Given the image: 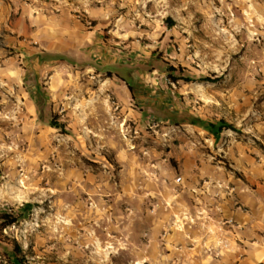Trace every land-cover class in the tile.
<instances>
[{"label": "rangeland", "instance_id": "374dc122", "mask_svg": "<svg viewBox=\"0 0 264 264\" xmlns=\"http://www.w3.org/2000/svg\"><path fill=\"white\" fill-rule=\"evenodd\" d=\"M169 67L210 81L174 83ZM256 115L264 0H0V216L18 217L0 230V264L14 242L26 264H144L133 215L159 209L166 166L172 193L202 165L230 171L224 149L252 143L242 122ZM53 116L76 135L41 128ZM194 119L235 130L215 142ZM137 170L145 182L125 191Z\"/></svg>", "mask_w": 264, "mask_h": 264}, {"label": "crops", "instance_id": "0c3cea01", "mask_svg": "<svg viewBox=\"0 0 264 264\" xmlns=\"http://www.w3.org/2000/svg\"><path fill=\"white\" fill-rule=\"evenodd\" d=\"M33 120L36 123L39 118L35 116ZM242 124L248 129L242 132L251 135L253 141H228L223 158L229 163L230 171L217 165H202L201 172L191 180L184 179L176 193H172L171 180L176 172L170 165L166 166L168 180L159 209L136 211L133 215L139 230L132 225L131 232L138 233L144 250L141 263L264 264V151L256 145L257 142L264 148V119L256 115L254 120ZM73 127L66 128L70 131L69 136L76 135ZM41 128L58 131L49 126L47 119ZM97 129V134L107 135V127ZM87 131L91 132L90 127ZM221 139H215V142ZM106 145L114 151L118 149L116 142ZM181 159L184 162L188 158L182 156ZM126 171L122 183L125 191L133 190L141 179L145 182V176L139 170L133 174L135 181H128ZM204 179L208 185L204 187H209L208 194L200 185ZM182 181L178 178L179 183ZM188 188L194 192L186 194ZM229 221H233L234 226L227 225ZM217 241L228 247L218 246Z\"/></svg>", "mask_w": 264, "mask_h": 264}, {"label": "trees", "instance_id": "16d2710c", "mask_svg": "<svg viewBox=\"0 0 264 264\" xmlns=\"http://www.w3.org/2000/svg\"><path fill=\"white\" fill-rule=\"evenodd\" d=\"M99 72L104 71L107 73V75L112 76V75H118L117 69L116 68H97ZM169 78L171 81L174 83L179 82L180 80L184 81L185 83H192L195 81H210L208 78H202L200 80H194L188 76H175L177 73L176 68L169 67ZM126 73L124 76H120L121 80L127 85L129 90L132 92L134 90V79L132 78L130 70H124ZM179 124V122H177ZM191 125L199 126L203 128L205 131H207L210 135H212L215 139H219L221 135L223 134L224 131L226 130H235V128L226 122L225 120H221L218 123L216 122H210L206 123L201 120H191L190 122ZM49 126L55 129H59L62 134H69V132L66 130V126L64 124H60L59 122L56 121L55 117L53 116L51 118V121L49 122ZM32 206L30 204L25 206L26 209H31ZM18 222V217H14L11 214H3L0 216V230H3L5 228H8L15 223ZM23 254V250L21 246L17 243H13V250L11 254H8L9 257V263L10 264H26L25 258H21V255Z\"/></svg>", "mask_w": 264, "mask_h": 264}, {"label": "built area", "instance_id": "2783aa9c", "mask_svg": "<svg viewBox=\"0 0 264 264\" xmlns=\"http://www.w3.org/2000/svg\"><path fill=\"white\" fill-rule=\"evenodd\" d=\"M227 225H229V226H234V222H233V221H229V222H227ZM219 245H221V244H219ZM222 247H223V248H227L228 245H227L226 243H224V244H222Z\"/></svg>", "mask_w": 264, "mask_h": 264}]
</instances>
